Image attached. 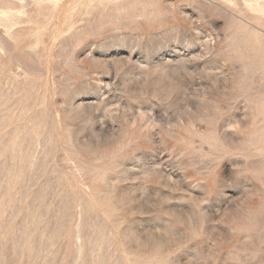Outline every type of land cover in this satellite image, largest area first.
Segmentation results:
<instances>
[{"label": "rangeland", "instance_id": "obj_1", "mask_svg": "<svg viewBox=\"0 0 264 264\" xmlns=\"http://www.w3.org/2000/svg\"><path fill=\"white\" fill-rule=\"evenodd\" d=\"M0 264H264V0H0Z\"/></svg>", "mask_w": 264, "mask_h": 264}]
</instances>
